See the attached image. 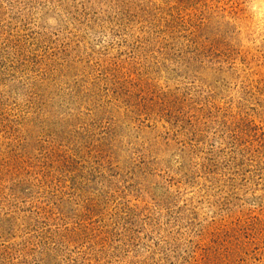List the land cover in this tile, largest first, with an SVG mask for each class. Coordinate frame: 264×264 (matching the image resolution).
<instances>
[{
  "label": "rangeland",
  "instance_id": "374dc122",
  "mask_svg": "<svg viewBox=\"0 0 264 264\" xmlns=\"http://www.w3.org/2000/svg\"><path fill=\"white\" fill-rule=\"evenodd\" d=\"M0 264H264V0H0Z\"/></svg>",
  "mask_w": 264,
  "mask_h": 264
}]
</instances>
